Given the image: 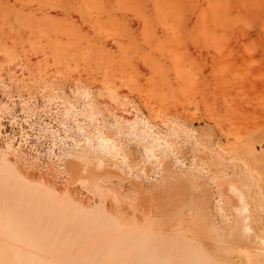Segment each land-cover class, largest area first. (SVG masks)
<instances>
[{"label": "bare ground", "instance_id": "bare-ground-1", "mask_svg": "<svg viewBox=\"0 0 264 264\" xmlns=\"http://www.w3.org/2000/svg\"><path fill=\"white\" fill-rule=\"evenodd\" d=\"M0 33V61L22 54L33 71L58 70L63 76L66 70L73 82L62 77L56 92L65 101L72 99L70 91L83 96L78 100L89 107L84 113L90 119L104 109L117 123H134L131 106L125 107L130 101L153 127L176 118L190 121L203 105L210 125L193 135L194 146L203 151L211 135L224 139L248 171L240 182L226 176L215 181L216 203L231 214L219 228L207 215L211 195L204 178L198 181L191 167L176 174L161 155L169 177L156 187L167 201L163 235L151 221L140 224L135 215L110 212L96 184L99 200L85 204L30 177L17 166L18 158L10 160L0 149V264H264V150L256 148L264 142V0H0ZM100 132V146L111 144L132 156V164L142 162L145 152L143 158L132 146L125 152L122 143ZM86 140L87 149L81 145L68 154L74 172L92 176L86 180L92 182L103 161L91 165L95 147ZM143 146L153 152L151 144ZM185 201L204 218L205 234L225 243L208 246L182 225Z\"/></svg>", "mask_w": 264, "mask_h": 264}, {"label": "rangeland", "instance_id": "rangeland-1", "mask_svg": "<svg viewBox=\"0 0 264 264\" xmlns=\"http://www.w3.org/2000/svg\"><path fill=\"white\" fill-rule=\"evenodd\" d=\"M2 41L3 36L2 33H0V50L3 48ZM21 55L22 54L17 55L15 59L9 62L0 61V111L11 118V120L14 119L17 113L25 117L23 122L27 123L26 125L28 128L33 129L38 133V137L40 138V140L48 142L50 145H52V148H56V150L58 149V151L64 152L65 156L68 154V152L70 153V151L72 150L76 151L77 149L81 148V145L84 146L82 148L87 149V144L89 141L86 140V138L90 139L91 143H93V146L95 147L94 151H91V162H93V164L91 165H95L97 163V159H102L103 161L99 168H96L97 172H99V175H97L98 178L94 179L95 182L93 179H91V181L94 182L92 184V182H89L90 180L86 182V180H88L92 176H89L88 178V175L85 176L84 173L80 176L79 174H76L74 172L71 167L72 157L68 154V156L70 157L68 158V156H66V165L69 174V182L65 185H58L52 179L47 178L40 173H36L28 166H26L23 162L15 157H12L8 153V158L13 161L17 159V166L20 167L25 173H27V175L33 178L45 179L54 187L58 188V190H66L67 192H70L73 196H75V198L80 199L85 204H94L99 200V193L96 191L95 187L92 186L96 184L101 191V195H103L104 204L110 212L115 214L121 213L122 215H125V217L130 215L129 218L131 217V215H135V218H133L134 216H132V218L136 219V221H138V223L140 224H145L147 221H151V223L154 225V228L160 230V232H163V235H165L167 232L166 227L168 220L166 216L167 201L165 193L161 191L159 192L156 189L157 185H159V183H162L163 179L168 180L169 178L160 166V162L163 158L161 157V155L164 154V157L168 159L171 164L172 170L175 171L176 174L180 173L181 170H190L189 167H191V171L193 172L194 176L200 177L196 178L198 181H203L202 179L204 178V182L206 186H208L207 188L210 190L209 192L211 195V199L209 200L206 208V210H208L207 215L209 217V220L219 228L227 225L231 214L228 211V207H225L224 205L220 206L216 203V194L218 191L216 189L217 187H215V181L226 176L224 178H233L236 179V181H238L239 179L240 182L241 177L245 178V176L248 175V171L246 170L247 173L245 171H242L244 168L243 160L240 158L239 160H237V155L235 156L234 152L232 155V151H230L232 149L229 148V146L227 147L225 144L226 148L224 147L223 143H226L224 139L218 140L214 135H211L214 137L213 138L210 136L212 143H210L211 141L206 143L208 146L209 144H211L210 149L208 146H205L208 150H206L204 147V152L201 151L202 149L200 147L196 146L197 149L199 148L197 150L194 146V136L198 137L197 135L199 131H203V129H206L205 132H207V129H209L210 122L207 119L205 120L206 117L202 115L206 114L204 112V109H206V107H203V105L200 106L199 109L195 111L196 114L194 115V117L192 116V119H190V121H185V123L184 121H181V118V120L179 118H176L173 119L176 121V123L174 124H171V122L167 125H157L153 127H149V125L145 123L146 121L143 120V116L146 115V112L144 110V112L142 110L140 111L139 109L136 110L137 108L135 109V106L132 105L133 102L130 101V104H127L125 107L131 106L129 107V109L131 114H133L134 121L136 120L134 123H127V125H125L126 123L124 124L123 122L117 123V121L113 119L114 117H112V115L110 117L111 113H108L107 111V113H102V111H105L104 109H101V112H99V114H95V116L91 117L90 119V117H88L87 114L84 113L90 110L88 109L89 107L87 108V104H85L88 103L86 102L87 98L84 99L85 105L83 106L81 101H79V98L84 97L79 94L77 96L74 91L72 92V95L71 91L68 94V98H72L70 100L67 99L68 101H65L66 99L60 98L58 93L56 92L58 90L56 89L57 84L61 85L63 81L64 83L69 81V83L73 82L70 78L66 77V75H68V72L66 70L61 69L66 71H60L62 72L63 76L57 74L58 70H54L56 71V75H60L54 77L56 76L54 75V71L52 73V71L48 69V76H46L47 73L42 74L37 70V72L35 70H31L33 69V67L30 69L32 65H30L26 61V59V62H24V56ZM27 66L29 68H27ZM29 71H31L32 74H30ZM32 71L36 73H33ZM49 72H51L52 74ZM39 75V78H41V80L42 77L44 80L46 78L48 79H46L45 81H41L38 78ZM50 77H52L53 79L56 78L55 80L57 81L53 79L51 81ZM59 77L60 79L58 80ZM64 77H66V79H64ZM58 81L60 84L58 83ZM48 82L51 85L56 84V86L52 85L53 88H55L54 91L52 90L53 88L50 87L51 85ZM44 83L47 86L48 90L51 89L53 91V93L51 92L52 94L50 93L51 90L49 92L46 91L47 88H44ZM39 86L42 89L44 88V90H40V94L39 89L41 88ZM42 91H44L45 93ZM184 91L185 90H182L181 92L186 94V92ZM187 91L189 92V90ZM52 95H54V97ZM73 95L75 98H73ZM58 98L62 99V101L58 100ZM22 100L24 101L22 102ZM79 104L84 107V111L81 109V106L79 108ZM79 109L81 110V112L79 111ZM133 109L135 110L133 111ZM194 109L195 108L192 107L191 111H194ZM68 110L70 111L67 112ZM84 114L88 117L89 120L87 119V117H85ZM96 115L98 116L97 120ZM38 116L40 117L38 118ZM83 117H85L88 121L85 118L83 119ZM76 118L79 120H84L82 121L84 123H81V120L79 122V120H77ZM93 118L96 121H94ZM42 125L46 128H44ZM81 125H85V128ZM78 127L80 128V130ZM49 129H51V131H49ZM43 131L46 133H44ZM97 131H102L100 133H106L113 136L114 140L117 143H122L119 145H121L122 147L125 146V152H127L128 147L132 146L137 149V155H140V157L143 158L146 154L147 157L145 155L141 163L132 164L133 158L131 155L129 159L128 156H124L122 152L120 153L119 150L112 148L111 144H109V146L108 143H104V146H100L96 137ZM40 134H42V137H40ZM84 139L86 140V144ZM167 140L169 142H167ZM76 143H78L80 147H78ZM144 143L151 144L153 147V152H150V156V153L148 152L147 154V152L142 148L144 147ZM74 147L76 149H74ZM194 147L196 150L194 149ZM256 148L260 149L259 151H263L264 142L262 144L256 143ZM2 151L4 152V150ZM184 154L185 156H183ZM177 158L181 160L180 163H178L179 160H177ZM234 162L236 163V165L234 164ZM236 166H239L238 169L236 168ZM238 170L240 172H237ZM242 172H244L246 175L244 173L242 174ZM95 176L93 175V177ZM242 181L245 180L243 179ZM139 192H144L146 194L141 196L143 199L138 198ZM146 196L148 197L146 198ZM187 197L188 196H185V198ZM183 200L186 199H182L180 202L184 203ZM145 201L147 205H145ZM185 202V205L183 204L184 207L182 216L180 217L182 225L185 224L184 227H189L192 230V233L200 235L203 243H206L208 246L210 245V243L212 244L214 242L225 243V241L216 240L214 238L215 236H212L215 239L214 240L213 238L209 237L210 235L205 234L208 232H206L204 228H202L204 218L197 215V211L195 210V207H193L194 205H188L187 201ZM180 204L181 203H178V205Z\"/></svg>", "mask_w": 264, "mask_h": 264}, {"label": "built area", "instance_id": "built-area-1", "mask_svg": "<svg viewBox=\"0 0 264 264\" xmlns=\"http://www.w3.org/2000/svg\"><path fill=\"white\" fill-rule=\"evenodd\" d=\"M24 119L17 113L11 120L0 111V149L58 185L67 184L69 178L65 153L40 140L38 133L28 128Z\"/></svg>", "mask_w": 264, "mask_h": 264}]
</instances>
